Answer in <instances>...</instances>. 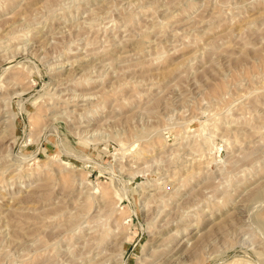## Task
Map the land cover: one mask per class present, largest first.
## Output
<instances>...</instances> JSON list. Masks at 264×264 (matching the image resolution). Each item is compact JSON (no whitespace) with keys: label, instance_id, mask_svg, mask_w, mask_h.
<instances>
[{"label":"rangeland","instance_id":"rangeland-1","mask_svg":"<svg viewBox=\"0 0 264 264\" xmlns=\"http://www.w3.org/2000/svg\"><path fill=\"white\" fill-rule=\"evenodd\" d=\"M0 264H264V0H0Z\"/></svg>","mask_w":264,"mask_h":264}]
</instances>
